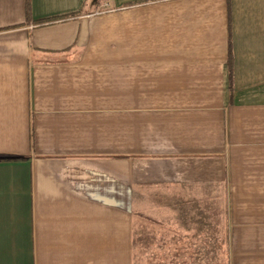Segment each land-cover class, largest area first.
I'll return each mask as SVG.
<instances>
[{
    "label": "crops",
    "instance_id": "1",
    "mask_svg": "<svg viewBox=\"0 0 264 264\" xmlns=\"http://www.w3.org/2000/svg\"><path fill=\"white\" fill-rule=\"evenodd\" d=\"M0 0V264H264V0Z\"/></svg>",
    "mask_w": 264,
    "mask_h": 264
},
{
    "label": "trees",
    "instance_id": "2",
    "mask_svg": "<svg viewBox=\"0 0 264 264\" xmlns=\"http://www.w3.org/2000/svg\"><path fill=\"white\" fill-rule=\"evenodd\" d=\"M30 9V3H29V0H27V11H29Z\"/></svg>",
    "mask_w": 264,
    "mask_h": 264
}]
</instances>
